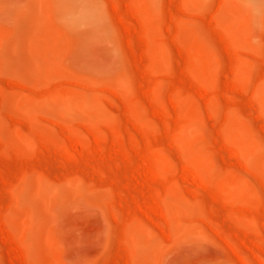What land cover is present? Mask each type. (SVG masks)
I'll return each instance as SVG.
<instances>
[{
	"label": "rangeland",
	"instance_id": "rangeland-1",
	"mask_svg": "<svg viewBox=\"0 0 264 264\" xmlns=\"http://www.w3.org/2000/svg\"><path fill=\"white\" fill-rule=\"evenodd\" d=\"M0 264H264V0H0Z\"/></svg>",
	"mask_w": 264,
	"mask_h": 264
}]
</instances>
